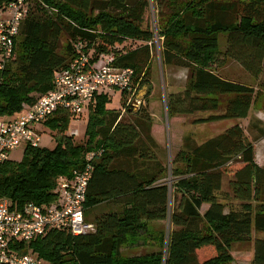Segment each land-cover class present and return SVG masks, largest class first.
Here are the masks:
<instances>
[{
  "label": "trees",
  "instance_id": "trees-1",
  "mask_svg": "<svg viewBox=\"0 0 264 264\" xmlns=\"http://www.w3.org/2000/svg\"><path fill=\"white\" fill-rule=\"evenodd\" d=\"M13 1L0 0V10ZM150 3L162 38L161 65L187 71L183 89L165 97L167 118L208 114L194 118V125L245 119L256 93L222 79L217 70L230 60L253 77L261 73L264 0H28L13 41L14 58L0 69V115L15 116L21 105H32L51 90L54 72L69 66L77 44L95 56L128 39L142 42L118 53L114 65L132 69V86L145 88L148 97L152 47L145 43L154 39V29L144 18ZM219 33L227 36L224 52L218 49ZM121 93L128 120L105 109L106 94L96 95L86 108L82 144L66 135L75 117L58 110L43 123L56 133L53 148L24 147L19 162L8 160L0 167V197L17 207L41 206L56 201L57 178H70L93 154L84 221L94 231L52 230L26 245L48 264H230L231 245L252 242L250 264H264V238H252L264 235V167L255 163L253 143L242 128L230 126L200 144L185 136L170 161L167 184L148 111L135 112L127 105L128 93ZM254 127L252 140H264V127ZM225 176L230 178L227 192L222 191ZM203 205L208 208L201 213ZM161 221L168 222L167 236H148L147 225ZM145 237L158 249L121 255L124 247L146 244ZM26 245L18 249L23 252Z\"/></svg>",
  "mask_w": 264,
  "mask_h": 264
},
{
  "label": "built area",
  "instance_id": "built-area-1",
  "mask_svg": "<svg viewBox=\"0 0 264 264\" xmlns=\"http://www.w3.org/2000/svg\"><path fill=\"white\" fill-rule=\"evenodd\" d=\"M27 4L28 0H15L0 10V69L14 58L13 41L26 15ZM153 29L154 39L145 43L149 47L162 41L154 26ZM82 48L80 44L75 45L76 55L69 66L54 72L51 90L39 96L32 105L23 104L15 116L0 115V167L9 160L12 151L40 147L43 123L56 111L64 110L72 117H78L96 95L119 90L128 93L132 100L142 90L132 89L133 70L116 67L112 53L92 56L91 51L85 53ZM139 102L141 105L142 100ZM92 158V153L87 154L85 166L74 171L70 178H57L56 201L51 204L39 206L29 202L17 207L7 198L0 197V264H48L37 256L22 252L18 246L52 230L72 235L94 231L93 225L84 221Z\"/></svg>",
  "mask_w": 264,
  "mask_h": 264
},
{
  "label": "rangeland",
  "instance_id": "rangeland-1",
  "mask_svg": "<svg viewBox=\"0 0 264 264\" xmlns=\"http://www.w3.org/2000/svg\"><path fill=\"white\" fill-rule=\"evenodd\" d=\"M145 22H149L152 28H156L157 17L156 11L150 3L149 9L145 14ZM226 39L227 36L225 33H219L217 36L218 40V49L221 52H224L226 49ZM65 38H61V44L63 45ZM161 41H158L152 46L151 50V62L149 65V80L153 85V92L150 98L143 97L140 107L149 112V107L155 115H160L162 118V124L164 126V148L165 151L164 158H162V163L166 166L168 170V175L165 181L167 184H171L172 176L170 172V161L174 157L175 153L179 150L182 139L189 135L197 144L203 143L206 140L215 137L222 132H224L230 125H240L245 136L253 143L254 148V160L255 163L264 167V140L253 141L255 137V124H259L264 127V67L261 73L257 77L249 75L238 63L230 60H226L221 68L217 70V74L224 80L236 82L248 87L253 88L256 93V98L254 104L251 106L250 111L247 117L244 120H225L215 123H207L202 125H194L192 121L194 118L205 117L208 114H194L193 116H179L173 118H167L165 111V97L172 92L174 89L182 90L186 80H187V71L181 68H176L172 66L161 65L160 62V46L158 44ZM143 43L140 41L128 39L125 43L120 45H114L110 48L108 52L112 53L114 56L118 55L120 52H126L141 46ZM161 44V43H160ZM169 85V87H168ZM151 86V83H150ZM136 85L132 86V89H135ZM171 89V90H170ZM141 91V90H140ZM145 92V88L143 90ZM151 91V90H150ZM177 91V90H176ZM122 91L114 90L106 94L108 97V102L105 105L106 110H115L120 111L123 114V119L128 120L129 115L124 113V109H121V102L124 99L122 96ZM126 96V95H125ZM128 94L127 105L130 102ZM149 100V107L148 101ZM130 106V105H129ZM22 109V105H21ZM134 109V108H133ZM139 110V109H138ZM137 110V111H138ZM21 111V110H20ZM135 111V110H134ZM222 109L220 110V112ZM149 114V113H148ZM88 117V110H83L82 113L73 119H70L66 131V135L71 136L75 144H82L84 142V132L86 127V121ZM252 131H251V130ZM54 137L56 138V133L50 131L46 128H42L41 132V141L39 146L42 148L51 149L55 145ZM23 149L18 148L15 151H12L9 156V160L13 162H19L22 158ZM229 177L225 176L222 180V191H228V181ZM171 189V193H172ZM221 198V195H220ZM173 206V197L170 198L168 203L169 210ZM96 212V211H93ZM203 212V209L200 210ZM88 216L87 218H89ZM147 235L157 238V233L163 232L165 237L169 231V225L167 221L153 222L147 225ZM264 238L263 234H253V237ZM150 237H145L146 244L144 245H135L131 247H124L121 249V255L123 257H130L135 255H140L144 253H149V251L157 250V243H153L149 247ZM155 238V239H156ZM22 250V248H21ZM23 252L31 254L33 256L38 255L31 250V248L26 245L23 247ZM230 254L232 257V262L230 264H250L253 254V244L252 242L244 243H234L231 245ZM45 261V260H43ZM46 262V261H45Z\"/></svg>",
  "mask_w": 264,
  "mask_h": 264
},
{
  "label": "crops",
  "instance_id": "crops-1",
  "mask_svg": "<svg viewBox=\"0 0 264 264\" xmlns=\"http://www.w3.org/2000/svg\"><path fill=\"white\" fill-rule=\"evenodd\" d=\"M176 69V67H175ZM151 83V91H150V94L148 96V98H150V96L152 95V92H153V85H152V82ZM169 87V85H168ZM170 88V87H169ZM171 90V89H170ZM177 90V91H176ZM181 90H178V89H174L172 90V92L170 93H176V92H179ZM169 94V93H168ZM148 103V107H149V100L147 101ZM250 111V110H249ZM149 116L151 118V124H150V134L154 140V142L156 143L157 147L155 148V153L156 155L158 156V158L160 160H162V158H164V153L165 151L163 150L164 148V143H165V139H164V126L162 124V118H161V114L162 112L160 113V115H155L153 113V111L151 110V108L149 107ZM241 120H244V119H241ZM238 125V124H236ZM230 126H233V125H230ZM240 126V125H239ZM260 166V165H259ZM262 167V166H261ZM103 207V206H102ZM208 208L207 205H203L202 206V209H203V212ZM97 209V208H95ZM93 211V210H92ZM102 212V211H100ZM202 212V213H203ZM91 217V215H88ZM87 216V217H88Z\"/></svg>",
  "mask_w": 264,
  "mask_h": 264
},
{
  "label": "water",
  "instance_id": "water-1",
  "mask_svg": "<svg viewBox=\"0 0 264 264\" xmlns=\"http://www.w3.org/2000/svg\"><path fill=\"white\" fill-rule=\"evenodd\" d=\"M144 89H142L139 94L131 100L130 102V106L134 108L135 112L139 109L140 107V102L143 97L145 96V92L143 91Z\"/></svg>",
  "mask_w": 264,
  "mask_h": 264
}]
</instances>
